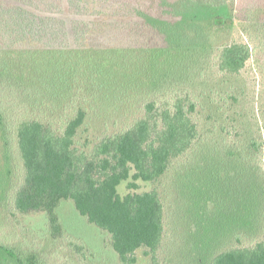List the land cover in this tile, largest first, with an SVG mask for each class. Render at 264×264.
I'll use <instances>...</instances> for the list:
<instances>
[{"label":"trees","instance_id":"16d2710c","mask_svg":"<svg viewBox=\"0 0 264 264\" xmlns=\"http://www.w3.org/2000/svg\"><path fill=\"white\" fill-rule=\"evenodd\" d=\"M231 3L233 0H0V132L7 154L17 157L22 172L15 208L21 213H45L55 237L61 229L55 210L62 200H71L88 222L109 234L120 264H135L138 250L149 257L150 264H161L156 253L164 236V207L158 191L121 195L117 187L128 179L129 189L138 187L137 180L156 181L173 159L195 148L200 137L192 115L196 104L178 94L160 107L154 101L145 102L141 117L128 127L103 136L88 151L78 148L75 142L84 123L83 108L74 109L68 118L54 120L50 116H32V112L46 105L44 92H54L58 97V91L70 80L85 78L88 86H98L102 93L113 86L129 85L146 70L143 51H151L154 61L156 54L157 62L166 54L181 51H216L217 71L239 74L251 59L247 43L251 33L260 30V22L255 21L258 15L244 23L245 12L252 6L255 15L264 0H238L239 19L245 28H254L246 29L247 40L224 37L233 25L230 15L218 14L209 19L221 36L212 46L202 40L196 25L186 35L183 28L164 20L152 22L165 13L179 16L192 4L215 7ZM243 4L249 5L244 14L240 8ZM138 15L154 20L119 19ZM10 51H16L14 57ZM134 51L136 58L139 54L136 61ZM170 55L166 59L168 65L172 61ZM9 91L21 98L8 101ZM13 104L18 115L5 109ZM258 130L261 131L260 126ZM262 142L260 137L258 141L247 140L246 150L230 143L223 146L222 156L237 158L244 151L248 154L249 147L255 152ZM211 171L210 176L214 168ZM246 185L233 190L238 197L236 213L245 208L240 201L243 193L251 198L254 208L264 206V180L254 183L253 189ZM10 260L15 264L36 262L32 256L23 258L0 242V264ZM209 264H264V237L252 246L217 252Z\"/></svg>","mask_w":264,"mask_h":264},{"label":"rangeland","instance_id":"374dc122","mask_svg":"<svg viewBox=\"0 0 264 264\" xmlns=\"http://www.w3.org/2000/svg\"><path fill=\"white\" fill-rule=\"evenodd\" d=\"M245 5L240 7L243 14L249 6ZM238 9V0H233L230 5L215 7L192 4L179 16L165 13L158 19L153 16L155 20L140 15L118 18L138 22L154 20V23H160L161 19L173 27L183 28L186 35L196 25L202 40H208L212 43L208 46H212L218 37L221 39L220 31L210 25L209 19L215 15L233 16V25L224 36L227 39H245L249 35L246 29L254 30L248 25L245 28ZM253 9L251 6L245 12L249 19L245 18L244 23L258 15L255 21L260 22V30L251 33V40L247 42L252 51L250 62L237 75L217 71L216 51H185L184 54L181 51V54L164 55L161 62L156 61V54L154 61L151 51L149 54L143 51L146 70L129 85L113 86L102 93L98 86H88L85 78L70 80L58 91V97L54 92H44L46 105L32 112V116H50L54 120L68 118L74 109L83 108L84 123L77 131L75 142L78 148L88 151L103 136L122 130L141 117L145 102L154 101L160 107L178 94L196 104L192 115L200 137L195 148L173 159L156 181L137 180L138 187L129 189L128 179L117 187L121 195L158 191L164 207V236L156 253L161 264H209L217 252L235 246H252L264 237V206L254 208L251 198L243 193L240 201L245 208H239L236 213L238 197L233 191L246 183L253 189L254 183L264 180V6L255 15ZM64 18L69 22L65 15ZM10 52L14 57L16 51ZM133 53L136 61L139 54L136 58ZM169 55L170 65L166 60ZM20 98L10 91L7 96L10 102ZM9 107L5 108L9 114L20 113L16 104ZM259 137L263 142L257 151L249 147L248 154L244 151L243 156L231 159L222 156L223 146L235 142L238 149L243 146L246 150L245 142L258 141ZM211 152L214 154L210 155ZM211 168L216 176L214 173L210 176ZM21 174L20 163L17 157L7 154L0 132L1 243L23 258L32 256L34 264H120L109 234L88 222L71 200H62L55 210L61 224L60 233L55 237L45 213L19 212L14 198ZM136 259L135 264H150L142 250L136 251ZM4 264L15 263L10 260Z\"/></svg>","mask_w":264,"mask_h":264}]
</instances>
